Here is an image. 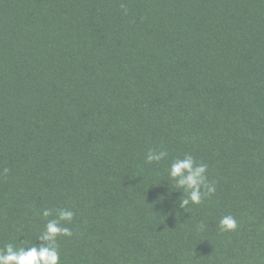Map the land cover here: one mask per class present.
I'll return each mask as SVG.
<instances>
[{
    "label": "trees",
    "instance_id": "trees-1",
    "mask_svg": "<svg viewBox=\"0 0 264 264\" xmlns=\"http://www.w3.org/2000/svg\"><path fill=\"white\" fill-rule=\"evenodd\" d=\"M61 209L59 264H264V0H0V251Z\"/></svg>",
    "mask_w": 264,
    "mask_h": 264
},
{
    "label": "clouds",
    "instance_id": "clouds-1",
    "mask_svg": "<svg viewBox=\"0 0 264 264\" xmlns=\"http://www.w3.org/2000/svg\"><path fill=\"white\" fill-rule=\"evenodd\" d=\"M166 156L167 153L164 151L150 150L146 156V162H159ZM206 172L207 165L197 163L191 155H185L182 159H175L171 163L168 169L169 178L175 181L177 188L187 193L186 198L180 201L181 208H186L190 203L199 204L202 196L212 195L215 192V182L207 180ZM42 215L48 217L51 212L45 209ZM72 218L73 213L70 210L61 209L58 218L49 220L39 237L42 241H47V244L19 248L8 244L3 251H0V264H59L56 238L60 235L70 236L72 234L68 228L62 227L60 222L71 221ZM219 227L221 231L229 232L235 231L238 224L233 216L227 215L220 219Z\"/></svg>",
    "mask_w": 264,
    "mask_h": 264
}]
</instances>
